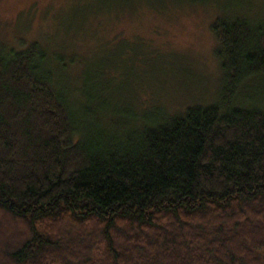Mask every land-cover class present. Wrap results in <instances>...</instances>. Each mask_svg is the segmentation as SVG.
<instances>
[{"label": "trees", "instance_id": "16d2710c", "mask_svg": "<svg viewBox=\"0 0 264 264\" xmlns=\"http://www.w3.org/2000/svg\"><path fill=\"white\" fill-rule=\"evenodd\" d=\"M211 29L220 96L172 113L147 92L141 115L0 41V264H264V103L238 101L264 13Z\"/></svg>", "mask_w": 264, "mask_h": 264}, {"label": "rangeland", "instance_id": "374dc122", "mask_svg": "<svg viewBox=\"0 0 264 264\" xmlns=\"http://www.w3.org/2000/svg\"><path fill=\"white\" fill-rule=\"evenodd\" d=\"M235 11L264 13V0H0V41L37 42L51 63L63 58L67 87L92 79L113 112L141 115L148 92L176 113L220 96L211 27L218 13ZM238 97L264 103V75L249 78Z\"/></svg>", "mask_w": 264, "mask_h": 264}]
</instances>
